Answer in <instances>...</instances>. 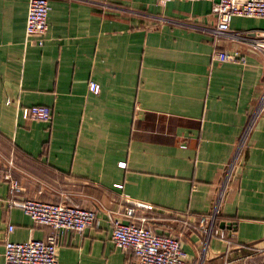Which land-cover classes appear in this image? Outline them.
I'll return each instance as SVG.
<instances>
[{"label":"crops","instance_id":"obj_1","mask_svg":"<svg viewBox=\"0 0 264 264\" xmlns=\"http://www.w3.org/2000/svg\"><path fill=\"white\" fill-rule=\"evenodd\" d=\"M49 1L38 45L26 36L29 0H0V153L16 164L19 196L61 200L67 191L97 212L94 225L61 237L59 263L137 264L112 240L115 209L148 213L156 232L180 235L186 264L264 262V49L254 42L264 18L234 16L230 34L215 38V0ZM215 47L246 62L215 59ZM33 104L53 117L33 119ZM246 129L219 208L223 233L207 237L199 218L213 211ZM9 191L2 176L0 264L8 225L12 241L51 232L9 207Z\"/></svg>","mask_w":264,"mask_h":264},{"label":"built area","instance_id":"obj_2","mask_svg":"<svg viewBox=\"0 0 264 264\" xmlns=\"http://www.w3.org/2000/svg\"><path fill=\"white\" fill-rule=\"evenodd\" d=\"M165 3L170 0H159ZM51 9L49 0H29L25 31L27 37H34L38 45L44 42V36L49 27L48 12ZM216 15L215 27L210 28L211 34L215 38L229 35L231 31V20L234 16H250L264 18V0H215L211 7ZM242 38L243 35H233ZM257 48L264 49L263 39L255 40ZM213 57L220 61L246 62L243 53L227 49L213 50ZM100 83L93 80L89 83V90L98 93ZM260 105H264V92L260 97ZM29 114L36 120H50L53 117L52 108L47 104L30 105ZM253 117L251 118L252 121ZM249 122V125L251 123ZM248 129L240 139L235 155L227 164L224 180L220 186L218 197L213 211L204 214L199 218L198 226L208 237L221 235L222 229L217 226L216 221L220 216V204L225 196V190L229 186L233 173L238 165L239 157L244 146ZM5 161L9 170L4 171L2 162ZM13 158H7L0 153V179L3 176L10 181L9 207L18 206L26 214L31 215L36 223L48 225L51 232L44 239L30 238L25 241H12L7 236L13 232L15 226L8 225L5 230L4 263L3 264H60L58 261V244L66 231L83 232L85 228L94 225L97 212L93 208L82 206L77 203L71 192L63 191L61 200L41 199L39 197L19 196L21 185L11 174V168L15 167ZM120 165L125 166L126 162L120 161ZM137 208L143 210H153V203L136 202ZM122 214V215H121ZM127 216L130 220L125 221ZM152 217L148 213L136 214L135 211L124 214L120 210H113L109 214V221L112 225V240L124 250L130 251L137 264H186L184 258L186 251L181 243L180 235H172L170 232L158 233L152 226ZM229 244L231 239H228ZM223 264H264L258 262L252 256L248 261H228Z\"/></svg>","mask_w":264,"mask_h":264},{"label":"trees","instance_id":"obj_3","mask_svg":"<svg viewBox=\"0 0 264 264\" xmlns=\"http://www.w3.org/2000/svg\"><path fill=\"white\" fill-rule=\"evenodd\" d=\"M220 217V216H219ZM219 217L217 218V221H216V224H217V226H218V224H219Z\"/></svg>","mask_w":264,"mask_h":264}]
</instances>
